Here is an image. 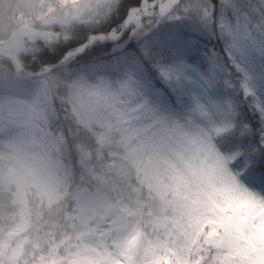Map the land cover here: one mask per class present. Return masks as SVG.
<instances>
[{"label": "snow or ice", "instance_id": "obj_1", "mask_svg": "<svg viewBox=\"0 0 264 264\" xmlns=\"http://www.w3.org/2000/svg\"><path fill=\"white\" fill-rule=\"evenodd\" d=\"M16 9L0 264H264V0Z\"/></svg>", "mask_w": 264, "mask_h": 264}, {"label": "trees", "instance_id": "obj_2", "mask_svg": "<svg viewBox=\"0 0 264 264\" xmlns=\"http://www.w3.org/2000/svg\"><path fill=\"white\" fill-rule=\"evenodd\" d=\"M21 1V2H20ZM20 3H26L27 0H19ZM17 0H13V9L11 12H5L0 16V29L7 30L11 26H15L22 19L23 13L16 9ZM11 17V18H10ZM251 143L250 140L231 139L229 138L222 148L224 150L235 149L237 147L244 148Z\"/></svg>", "mask_w": 264, "mask_h": 264}, {"label": "rangeland", "instance_id": "obj_3", "mask_svg": "<svg viewBox=\"0 0 264 264\" xmlns=\"http://www.w3.org/2000/svg\"><path fill=\"white\" fill-rule=\"evenodd\" d=\"M21 2V1H20ZM222 147V146H221ZM223 149V148H222Z\"/></svg>", "mask_w": 264, "mask_h": 264}]
</instances>
